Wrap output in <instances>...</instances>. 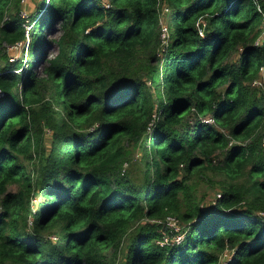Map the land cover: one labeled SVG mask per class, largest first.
Listing matches in <instances>:
<instances>
[{
    "label": "trees",
    "instance_id": "obj_1",
    "mask_svg": "<svg viewBox=\"0 0 264 264\" xmlns=\"http://www.w3.org/2000/svg\"><path fill=\"white\" fill-rule=\"evenodd\" d=\"M256 2L264 13V0H160L161 49L159 0H39L27 19L0 0V44L26 47L23 63L0 50V264H109L123 239L121 264H264ZM136 145L139 185L123 166ZM207 169L223 177L199 204L186 179ZM165 214L180 241H155L164 227L149 219Z\"/></svg>",
    "mask_w": 264,
    "mask_h": 264
},
{
    "label": "rangeland",
    "instance_id": "obj_2",
    "mask_svg": "<svg viewBox=\"0 0 264 264\" xmlns=\"http://www.w3.org/2000/svg\"><path fill=\"white\" fill-rule=\"evenodd\" d=\"M39 0H19V5H20V14L23 16L25 19H27V15L31 13L34 10L35 3L38 2ZM6 16L3 15L2 18H5ZM162 21L165 22L166 24L168 23V20L166 18V14L161 17ZM26 22V21H25ZM262 24V22H261ZM260 24V28H261ZM169 25V24H167ZM169 29V28H168ZM60 26L59 23L53 22L49 28L45 31V49H44V54L46 56H52L56 52V43L54 41L55 38L58 37L60 34ZM264 42V41H262ZM25 44L23 45L21 41L16 42L15 44L9 45L4 42L0 44V50L4 53L5 57H8L9 59L14 58L17 59L19 56L22 55L21 63L25 61ZM236 58V53H233L231 55V59ZM42 62V58L40 60ZM38 62L35 64L34 70L37 73L42 72V64ZM25 64H23L24 66ZM252 82V81H251ZM250 82V86L257 92H262L264 91V85L261 84H252ZM191 116V114H189ZM203 119H209L208 115L205 116H200ZM211 121V120H210ZM218 127V126H217ZM221 129L220 127H218ZM259 130L262 131L261 134V141L264 139V125H261ZM222 131L225 132V130L221 129ZM226 134V133H225ZM227 136V143H232V142H240V140L234 139L230 137L228 134ZM51 137V129L48 127H44L42 131V143L43 146L47 147L49 144V140ZM261 143V142H260ZM132 152L129 156L128 161L124 162L123 166L125 168V171L128 173L130 176V180L132 183L139 185L141 181V169L143 168L142 161L140 160V154L141 151L138 149V145L133 146L131 149ZM217 154V149L213 151L212 153V163L217 164L218 162V157H216ZM25 163H27L26 160H24ZM181 172V170H180ZM206 177L208 179H206ZM223 176L221 174H215L211 170H204V172H201L199 174H193L189 177H187L186 181L190 187L191 190V195L199 202V204H204V202H210L213 201V199L216 197L218 191H219V184L218 180H220ZM18 187L16 183H11L7 185V189L10 190H15ZM33 201V200H32ZM260 214H264L263 211L259 212ZM32 216H28L27 222H26V227L30 229L32 222ZM179 224L182 225V223L179 221ZM134 227L133 224L129 226V230ZM49 236H53L52 232H49ZM125 240H122V244L119 249L115 250L114 252L110 249L106 251V255L108 256V261L109 264H121L122 256H123V243ZM226 252L225 250L223 253ZM222 259V257H221Z\"/></svg>",
    "mask_w": 264,
    "mask_h": 264
},
{
    "label": "built area",
    "instance_id": "obj_3",
    "mask_svg": "<svg viewBox=\"0 0 264 264\" xmlns=\"http://www.w3.org/2000/svg\"><path fill=\"white\" fill-rule=\"evenodd\" d=\"M101 3L106 6L108 5V0H101ZM257 9L261 12V28L258 32V34L255 36L253 43L259 44L262 40H264V13L261 11L259 4L256 2ZM168 6L166 4L160 3L159 0V37H160V48L166 46L168 41V26L165 22L162 21L161 17L165 12H167ZM204 26V20L200 19L197 23V32L199 34L202 33V29ZM263 81L262 73L260 72L259 76L254 78L252 80V84H261ZM211 120V118L209 117ZM208 120V119H205ZM209 120V121H210ZM261 145L264 146V139L261 141ZM149 220L158 223L163 226L162 234L155 240L159 244H165V243H172V242H178L183 237V230L182 225L179 224V220L177 217H175L172 214H165L163 217L160 218H150Z\"/></svg>",
    "mask_w": 264,
    "mask_h": 264
}]
</instances>
